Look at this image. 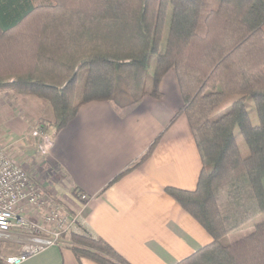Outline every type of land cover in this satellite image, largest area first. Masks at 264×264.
<instances>
[{"label": "trees", "instance_id": "1", "mask_svg": "<svg viewBox=\"0 0 264 264\" xmlns=\"http://www.w3.org/2000/svg\"><path fill=\"white\" fill-rule=\"evenodd\" d=\"M216 2L0 0V92L45 101L57 133L86 103L123 110L160 99V82L174 69L183 106L171 123L186 117L202 168L194 191L165 193L212 238L177 264H264V222L221 242L264 213V0ZM70 242L77 258L126 264L86 233H71Z\"/></svg>", "mask_w": 264, "mask_h": 264}, {"label": "crops", "instance_id": "2", "mask_svg": "<svg viewBox=\"0 0 264 264\" xmlns=\"http://www.w3.org/2000/svg\"><path fill=\"white\" fill-rule=\"evenodd\" d=\"M159 91L160 99L146 96L123 110L109 102L81 105L66 127L52 133L43 153L50 189L42 185L53 202L78 216L75 233L102 240L126 264H177L212 243L165 193V188L194 191L202 165L186 117L171 123L183 106L174 69L162 78ZM50 117L45 101L0 92V145L8 156L35 162L38 136L32 133L41 132ZM152 144L148 158L115 180ZM78 195L87 200L81 203ZM254 227L250 222L229 234L228 243L249 236ZM70 245V235L65 236L23 264H97L77 258ZM15 251L0 246L2 254Z\"/></svg>", "mask_w": 264, "mask_h": 264}, {"label": "built area", "instance_id": "3", "mask_svg": "<svg viewBox=\"0 0 264 264\" xmlns=\"http://www.w3.org/2000/svg\"><path fill=\"white\" fill-rule=\"evenodd\" d=\"M32 135L41 136V133ZM42 140L46 153L50 143ZM78 200L84 203L87 198L78 195ZM78 224V216L53 202L44 188L0 145V246L13 243L20 246L16 255H0V264H23L61 244L63 237L77 232Z\"/></svg>", "mask_w": 264, "mask_h": 264}, {"label": "rangeland", "instance_id": "4", "mask_svg": "<svg viewBox=\"0 0 264 264\" xmlns=\"http://www.w3.org/2000/svg\"><path fill=\"white\" fill-rule=\"evenodd\" d=\"M218 4V0L216 2ZM215 4V5H217ZM151 77H152V72L149 71L148 74H147V86L146 87H149V84H150V81H151ZM82 88H83V79H81L77 85H76V101H79L81 99V93H82ZM10 92V91H9ZM50 120L48 122H45L44 124H42L43 126V129L41 130V136H38L37 137V141L35 143V145L33 146H36V148L39 150V157L36 158V161L34 162L32 159H28L26 161H24L23 163L21 162H17L18 164H20L27 172L28 174L32 177V179H36L39 184L45 189V185H42L44 182L46 183V189H50V185H48L51 180L49 181V173L46 172V167H45V170L43 169V166L44 165H41L42 163H45V159H44V155H43V150L46 148V144L43 142V138L47 140L48 143H50V139L52 137V133H53V128L51 126V123H52V118L50 117L49 118ZM235 138H236V141H237V145H238V148L240 150V153L243 157H246L248 155V150H247V147L245 146L244 142H243V139L242 137L240 136V133H239V130L236 129L235 130ZM0 137H2L1 135V128H0ZM2 142V141H0ZM43 182V183H42ZM261 222H264V213H262L261 215L257 216L256 218H254L252 221H251V224H258V223H261ZM20 239V238H19ZM221 242L223 244H227L228 241L226 239V237L222 238ZM9 246H13L14 248L17 249V251H15L14 253L12 252H9V253H3V255L5 256H11V255H16L19 253L20 251V246L18 245H14L13 244H7ZM0 255H2V253H0Z\"/></svg>", "mask_w": 264, "mask_h": 264}]
</instances>
